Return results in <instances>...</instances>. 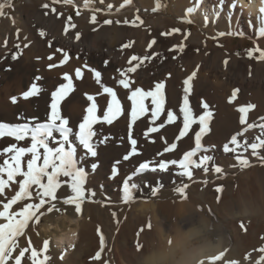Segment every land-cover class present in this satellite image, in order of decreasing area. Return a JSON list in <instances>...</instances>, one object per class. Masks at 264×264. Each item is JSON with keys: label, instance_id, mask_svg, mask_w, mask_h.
I'll list each match as a JSON object with an SVG mask.
<instances>
[{"label": "bare ground", "instance_id": "obj_1", "mask_svg": "<svg viewBox=\"0 0 264 264\" xmlns=\"http://www.w3.org/2000/svg\"><path fill=\"white\" fill-rule=\"evenodd\" d=\"M37 1L39 2L38 4L34 3L33 0H24L23 3H21L17 16H11L9 14V8L5 9V16L1 17L0 20V121L2 122L4 118L16 117L18 113H23V115L26 116L36 113L37 105L41 98H45L48 103L47 105H49L50 93L53 91L50 80L56 81H53L54 85L58 86L61 82H63V73L67 72L68 74L72 75L75 73L76 68L84 69L86 66L89 67V65L86 64L87 62H96L97 64L103 63L101 68L116 71V74L113 76L116 78V80L113 82L115 88L118 89L117 91L123 95L124 92H128V90H125L118 85V79L122 78L119 76L118 70H126L128 68L125 66V61L130 59L131 56L137 55L142 57L140 56V52L135 51L134 48L127 49L128 53L125 55L128 58L127 60L125 56L123 58L114 57L104 52L102 50L103 48H108L111 46V42L109 41V43L107 40L109 32L106 30H101L97 34L100 36L98 44L94 43L95 39L94 42H88L86 38L89 37L85 38V36L82 38V40L77 41L75 39V35H72L73 33L63 34L64 32L61 33L62 31H60L61 27L65 28L67 26L71 30L75 29L77 26L75 28H71V24L74 23L71 21L69 22L68 17L58 11H52L48 8H44L43 5L46 4L44 0ZM78 1L83 3V0ZM98 1L100 2V0ZM206 1L207 4L216 7V9H214L215 14L219 11H221V14L218 16V18L212 14L211 17H208L211 18V21L208 23H206L207 21L198 17V20L202 26L210 27L213 32H239L240 35L251 37L257 42L264 40L258 36L256 31L259 26L258 22L256 21V17L258 15V8L260 7V0H240V3L244 5L243 13L241 14L239 9L232 10L233 14L231 19H229L227 10L219 9L217 6V0ZM230 3L231 0H226V4ZM100 4L105 8H107V5L109 4L116 8L120 7L123 11L124 9L127 10L128 6L137 5H140L142 10L146 9L154 11V9L157 8V0H133L131 5H125L124 7H121V5L124 4V0H104V2ZM200 5L206 6L205 0H171L170 9L175 11V13L178 14V17L188 18L190 16L185 15L187 10L189 8L193 9L195 6L198 7ZM38 11H43L45 13L48 11L49 16H51L50 18L53 20L46 19L44 22V20H42L43 18L37 14ZM123 11L122 13H124ZM248 19H251L252 24L249 25L245 23ZM47 21L49 24L52 23L57 26V31H55V33L49 28V26L46 25ZM156 22L160 24L162 22L164 23V20L158 17L151 20L152 24H156ZM84 29H86V27ZM87 29L89 30V28ZM131 29L133 30L134 28ZM17 30H19V38H17ZM41 30L46 32L47 35L45 37H41L39 35ZM114 31L117 35L115 36V42L117 45L121 44L125 37L131 36L133 34L135 35V33H132L131 30H126L123 27L119 29L115 28ZM149 31L150 29H147L145 30L144 34L142 32V43L147 40L148 36L152 35V33H149ZM91 34L95 35L93 33ZM25 37L27 38L26 40ZM112 38L110 39L112 40ZM131 38H129V40ZM178 40L180 43H184L185 45L189 43L194 46H186L185 51L182 54L176 52L167 53L164 55L158 54L157 59L152 61V63L146 62L147 64H143L135 73H129L128 76L130 78H134L135 80V83L131 85L132 88L141 87L145 90L150 87H154V81L164 79L168 73H171V76L176 77V79L178 78V80L180 78L181 80H184V78L191 74L192 71L196 70L197 65H199L197 77L193 81L195 88H198L199 86H212L217 90H234V88L236 89V87H238L241 89V97L243 93H250L251 91L261 94L264 93V63L260 64L245 59L235 58L233 56L229 57L223 52H220L219 49L215 47L212 48L206 46L202 38L199 36H196L187 42V40L184 39L183 30L178 33ZM5 42H7L6 46ZM18 42H21L22 44L20 45V49L15 47V44H18ZM193 42L196 43L192 44ZM24 44H28L29 47L25 48ZM140 45L141 41L136 44L135 48L138 49ZM165 45L166 43L163 41V48ZM57 48L63 49L64 52H67V54L71 56V58H69L67 64L49 70L47 67L49 64L55 63L59 65L60 61L63 59V52H56L55 50ZM196 48L199 49L200 54L195 52ZM18 52L22 54L17 60L12 61L11 55ZM49 55L53 56L52 60H48ZM173 55H178V58L173 60ZM37 57H40L41 59L38 60ZM225 59L229 60L227 68H225V65L223 64ZM105 61L108 62L107 66H105ZM136 63L137 62H133V66ZM7 69L11 70L9 71ZM36 76H40L43 79L36 81L34 79ZM90 81H93V79H90ZM161 81L162 80H160V82ZM32 83H37L42 87L43 91L41 94L38 97L31 98L28 101L19 99V102L16 105H13L11 103V98L14 96L19 98L21 94L31 86ZM172 84L173 83H169L168 85V90L170 93L172 91ZM100 94V96L98 95L99 97L102 96L104 100L108 99L103 95V93ZM199 95L200 93L193 90V94L190 97L193 108L195 107V103L200 100V97H198ZM102 98L100 99L102 100ZM79 100L80 99H77L76 94L71 93L68 99L62 104V113H65L68 117H70L74 123L80 119L81 109L84 108L81 107L83 104L80 105ZM122 102L124 101L122 100ZM104 103L103 106L106 104ZM169 108L170 106L168 107V110ZM194 109V111L197 110L196 107ZM219 109L222 112H220V114H216V117H214L215 119L213 118V122L211 121L212 124L209 125L210 131L204 136L206 137V140L211 143V146L220 145V140L222 137H226L229 131H235L238 128V124L235 121H232L233 123H231L225 120V122L222 123V121L225 119L223 117L225 108L219 105ZM175 112H177V110ZM260 114L261 119L255 118L251 121V123L255 124L256 127L249 129L242 137H238L241 143H243L245 140H247L249 143L258 142L256 137L260 135L259 125L264 123V112ZM163 117H161V120H163ZM165 117L164 120L166 119ZM119 120L121 121V118ZM122 122L124 121L122 120ZM115 123L116 122H114V124ZM177 124H179V122ZM121 127H123V124ZM100 128L97 130H100ZM117 128H119V126ZM243 128L244 127L241 125L239 126L241 131ZM113 130L115 129L113 128ZM118 131H120V129ZM120 135L122 140L118 141L122 142L123 146H126V134L122 132ZM109 140L111 139L109 138ZM6 141L0 140V149H2L8 143H6ZM189 143H191V141ZM108 144L113 146L114 142H108ZM203 144L205 143L203 142ZM99 150L101 157L99 158V164L96 163L98 167L94 172L91 168L92 163H95L94 159L92 160L87 158L81 162V165L91 173L86 187L89 189H94L97 192V196L94 199L103 200L104 205L102 206L100 203H85L81 217H77L71 210H69L66 215H58L53 213L49 216L43 217L37 228L29 232L28 238L31 239L33 247L37 248V250L42 249L44 239H49L50 248L48 255H50L51 259L48 264H103L105 260L108 261V264H140L142 256H155L160 253H164L165 248L169 249L167 244L168 239L173 240L171 249L175 248L178 244L182 245L184 248L182 253L177 254V259L181 258L182 256H186V258L194 260L195 264H197L199 259H206L208 256L216 255L225 249L228 250L226 259H235L239 262V264H254V261L259 258L260 254L255 252L254 249L264 247V239H261V237H264V166H261L259 163H257L254 164L253 167L249 169L247 168L248 170L246 169L241 171L238 169V166H234L237 164L236 159L229 158L228 155L230 154H222L221 156L223 160H221V165L225 170L228 171V176L233 178L234 171L238 172L240 175L236 178L237 187L233 189V192L223 191V193L219 195L221 197L220 203L216 202V197L218 195L214 196L212 194L211 187L214 184V179H212L213 175L210 176L209 174H202L199 176L197 175L198 177L194 178L196 181L195 183L186 181L190 184V188L187 190L189 199L187 201L181 202L172 191L175 186L174 182H180V178L176 175V170L173 169L165 173L147 172L144 174L145 182L150 186L155 182H153L152 179L156 178L158 179L156 182L159 181L158 183L163 186V189H166L165 191H160L157 197H149L147 195V190H145V194L139 196L137 198V202L131 204L130 206L118 203L113 206L112 204L108 203L109 199L115 202V197L109 194L111 191L115 190V182H111L114 180L108 179L110 175L109 165L111 162V157H102L105 155V152H103L101 148ZM237 151L243 153L244 157L253 158V156H251L250 148L247 150L245 148H241ZM80 154L81 153L78 152V158ZM203 180L208 181L206 187L200 182ZM101 185H103L102 188L100 187ZM201 186L202 193L199 194L198 187L201 188ZM12 194L13 193L11 191L7 192L9 197ZM59 194L63 195L64 193L61 190ZM199 209L203 210L201 211ZM209 209L212 210L211 213H209ZM113 211L117 213V219L120 221L118 231L116 221L111 215ZM149 220L152 224L151 231L147 230L146 228ZM241 223L246 226L245 229H241L239 227ZM98 226L106 237L107 247L105 252L102 253L101 261L96 262L92 261L91 257L96 251L99 250V238L96 234ZM141 227H145V232L140 236V242L144 244V248L140 253H138L135 249V233ZM37 232H39V235L36 234ZM73 232L76 233V237L71 242L75 244V247L69 249L67 247L68 243L70 242L68 237H70ZM28 238H21V245L26 246ZM249 253L252 254V258L245 260L244 257ZM61 256H63V259H60Z\"/></svg>", "mask_w": 264, "mask_h": 264}, {"label": "snow or ice", "instance_id": "obj_2", "mask_svg": "<svg viewBox=\"0 0 264 264\" xmlns=\"http://www.w3.org/2000/svg\"><path fill=\"white\" fill-rule=\"evenodd\" d=\"M53 3H57L58 0H52ZM66 5H73L74 0H63ZM104 0H100L103 3ZM133 0H124L125 5H131ZM11 0H0V17L5 16V9L11 8ZM217 6L220 10L229 11V19L232 18V10L239 9L240 13H243L244 5L240 3V0H231L230 4H226V0H217ZM250 6V4H249ZM44 8H48L47 4L43 5ZM83 7L86 10L92 12L90 22L92 24L97 23L96 12L99 9L93 7V0H83ZM109 9L112 5H107ZM162 7L159 0H157V8L159 10ZM54 11V9H53ZM48 13L46 12L45 15ZM193 9L189 8L186 12V16H191ZM76 15H81V12L77 10ZM69 22L71 17L68 18ZM137 20H140V24H143V20L137 16ZM258 22L257 34L260 38L264 39V0H260V7L258 8V15L256 17ZM186 23H192V20L184 21ZM114 22L112 20H105L104 24L111 25ZM119 23V22H117ZM124 23H128L125 21ZM246 24H252L251 19L246 20ZM139 26V25H133ZM75 24H71V28H75ZM94 31L96 29H93ZM69 28L66 26L64 33L67 34ZM175 32H180V29H172L168 32L161 33L163 36H170ZM41 37H45L47 34L43 30L39 32ZM190 33L184 34V39L187 40ZM220 36L224 35H240L239 32H220ZM17 38H19V30H17ZM27 38L25 37V40ZM75 39H80V34H75ZM215 39V37H213ZM5 42V46H6ZM157 43L156 39H152L147 48L151 50ZM51 46V45H49ZM131 42L122 45L123 48H129ZM15 47L20 49V44H16ZM24 47H29L28 44H24ZM186 45L184 43L178 46H173L169 49L171 52L182 54L185 51ZM56 52H63V59L60 64H49L47 67L49 70L63 66L68 63L69 55L64 52L63 49L57 48ZM199 51V49H197ZM258 53V56L255 54ZM22 53L18 52L11 55V60L15 61ZM157 54L145 55L139 57L137 55L131 56L128 60L129 65H133V62H137L134 66L128 67L126 70H118L119 76L118 85L123 89L128 90L129 94L126 99L131 102L130 106V122L128 123V135L127 139L130 144V151L123 156L124 161H128L131 157L140 155L138 150V141L134 138L133 126L142 117L148 116L150 113V126L143 132L145 140L151 143H155L154 139H150V134L161 133V129L168 125H175L178 119H182V127H179L178 135L174 137V141L169 143L164 139L161 133L160 138L165 143L166 147L158 153L160 157H164L165 154L173 153L177 150V142L187 137L190 132L193 131V126L198 125L199 130L194 131V147L190 150H186L182 154V158H169L150 160L148 162L139 163L138 167L134 169L131 174H127L122 179V184L117 186V191L120 193L118 200L113 202L109 199L108 203L115 206L118 204L131 205L137 202V198L145 194L151 198L157 197L162 189V185L150 186L145 182L144 174L147 172L165 173L175 169L177 177L180 178L179 183H175L172 189L173 193L180 199L181 202L189 199L188 189L190 184L186 181L195 183L194 171L202 170L204 174H208L210 171L219 174L222 178L224 170L222 167L212 163L214 157L207 153L211 151L215 146H205L203 144V138L210 131L209 125L213 117V112L210 109V105L201 99L200 107L203 109L201 114L194 113V109L190 103V97L193 94L194 85L193 81L197 77L199 65L196 70L192 71L184 80L183 83V102L179 106V112L173 110H166V83L161 81L155 84V87L151 90H144L141 87L132 88L131 85L135 83L134 78L128 76L129 73H135L145 61L153 59ZM255 56L257 60L264 61V48H261L257 44L252 50L248 52V58L252 59ZM178 55H173L172 59L176 60ZM37 59H41L37 57ZM53 56L49 55L48 60H52ZM105 61V66H107ZM225 68L229 64V60L223 61ZM11 70V69H7ZM94 73L96 84H98L103 92L110 97L107 100V107L103 110L102 115H97L98 104L93 95L85 94L87 100L92 103L86 108L82 120L78 123V131L74 132V127L71 125V118L62 114V104L68 99L71 93L75 91L73 77L67 72L63 73L62 81L55 87L50 93V103L48 105L49 111L46 116V122H39L36 118H27L23 113H18L17 122H0V140L8 139L11 141L7 146L0 149V264H48L51 257L48 255L50 248L49 239L43 240V246L41 250L33 247V243L29 236L31 230H35L41 223V220L45 216H49L53 213L58 215H66L69 210L74 212L77 217H81L83 214V206L85 203H100L104 205L103 200L94 199L97 196V192L94 189L86 187L88 178L91 175L89 171L81 165V162L87 158H96L98 156V130L96 125H112L115 121L125 115V108L122 106L121 100L118 99L117 92L110 86H105L101 82V73L94 69H90ZM168 78L171 77V73H168ZM82 73L80 68L75 69V79L80 80ZM36 81L43 79L40 76L34 78ZM115 79V77H114ZM43 91L42 87L37 83H32L31 86L24 91L21 96L12 97L11 103L16 105L19 99L28 101L31 98L38 97ZM239 89H234L231 96L228 99V103L232 104L237 99ZM150 101V105L146 103ZM256 105L247 104L246 106H240L236 109L239 115V124L246 125L242 131L231 136L230 141L223 145L224 153H234L237 164L241 171L246 168L253 167L249 159L244 157L243 153L238 152V149L245 148L251 149V156L255 157L261 166H264V154L261 150H264V123L259 125L260 135L256 137L258 142L249 143L245 140L243 143L238 139L242 137L249 129L256 127L255 124L248 122L249 112L255 109ZM166 115L165 120H161L162 116ZM159 121V123H157ZM58 134V138H57ZM78 142L79 147L83 150L78 158V149L73 144V139ZM107 138L100 140L99 143H106ZM231 145V147H230ZM119 164V161L116 162ZM211 165V166H210ZM98 165L92 163L91 168L94 172ZM119 174V170L116 166H113L110 170L108 179H115ZM186 178V181L185 179ZM205 186L208 184L207 180L200 181ZM101 188L103 185L100 186ZM63 191V195L59 193ZM11 191L13 194L9 197L7 192ZM217 193L223 192L222 186L215 188ZM221 197H216V202L220 203ZM147 202V201H145ZM18 206V207H14ZM203 210V209H199ZM212 210L209 209V213ZM113 219L116 221L117 231L119 230L120 221L117 219V213L113 211L111 213ZM241 229H245L246 226L241 223L239 225ZM147 230L151 231L152 224L149 222L146 225ZM145 232V227H141L136 233L135 249L138 253L144 248V244L140 242V236ZM39 235V232L36 233ZM96 234L99 238V250L91 257L92 261L99 262L102 259V253L105 252L107 247V241L105 235L102 233L100 227H97ZM76 237V233H72L69 239L68 248L72 249L75 244L71 241ZM21 238H28L26 246H22ZM264 239V237H261ZM167 244L169 249L173 245V240L168 239ZM227 249L220 251L216 255L208 256L206 259H199L197 264H239L235 259H226ZM258 252L259 258L254 261V264H264V247L254 249ZM167 256L166 253H160L155 256H142L141 260H148L154 258L157 260H163ZM42 257V258H41ZM252 258V254L249 253L244 257L245 260ZM63 259V256L60 257ZM103 264H108V261H104Z\"/></svg>", "mask_w": 264, "mask_h": 264}, {"label": "rangeland", "instance_id": "obj_3", "mask_svg": "<svg viewBox=\"0 0 264 264\" xmlns=\"http://www.w3.org/2000/svg\"><path fill=\"white\" fill-rule=\"evenodd\" d=\"M23 1L24 0H11L12 5H13L11 8H9V14L11 16H17L18 11H19V8L21 6V3H23ZM33 1H34V3H37V4L39 3L37 0H33ZM44 1L49 6L48 7L49 10H52L53 11V9H54L55 11L60 12L61 14L65 15L68 18L71 17V22H73L77 27L75 29H71V30L69 28L70 31H68L67 34H72L73 33L72 35H75L76 33L79 32V34H80V39L79 40H82V38L85 36V38L86 37H89V38H86V40L88 42H92V41L94 42V39H95V42L94 43L95 44H98L99 43L100 36L97 35V34L101 30H106L107 32H109L108 33L109 35L107 36L108 37L107 40H108V42L109 41L111 42V43L109 42L111 44V46H109L108 48L105 47L102 50L104 52L108 53L109 55L114 56V57L123 58L128 53V50L127 49H130V48H134L135 51L140 52V56H142V57H144L145 54L146 55H153L154 53L155 54L158 53L160 55H164V54H167V53H172L171 51H169V49L172 48L173 46H178L179 44H181L179 42V40H178V33H180V32H175V33H173L170 36H163V35H161V33L168 32V31H170L172 29H180V31L183 30V33L184 34L185 33H190V35L187 38V42L189 40H192V38H194L196 36L197 37L199 36V37L202 38V40H203V42L205 43L206 46H209V47H212V48L215 47V48L219 49L220 52H223L225 55H227L229 57H232L233 56L235 58L245 59V60L253 61V62H256V63H260V64L264 63V61L257 60L255 58V56L252 59H249L248 58V52L250 50H252L257 44H259V46L261 48H264V42H263L264 40L261 41V42L260 41L257 42L255 39H253L251 37H247L245 35H231V36L224 35V36H220L219 35L220 34L219 31L213 32L210 27H208V26H202L200 24V22L198 20V17L202 18L203 20L207 21L206 23H208V22L211 21L210 20L211 18H208V17H211L212 14L215 15V17H217V18L221 14V11H219L218 13L216 12V14H215L214 13V9H216V7L215 6H211L210 4H207V1L206 0H205L206 6H201V5L198 6V7L195 6L193 8L194 13L190 17H188V18L178 17V14L175 13V11H172L170 9L171 8L170 7L171 6V0H159V2L162 5V7H160L159 10H157V11L156 10L155 11H151V10H146V9L142 10V8H141L140 5H137V6H128L127 7L128 9L127 10L124 9V11L120 7L116 8V7H113V6H112L111 9H109L108 7L105 8V7L101 6V4H100V2L98 0H93V7L96 8V9H99V11L96 12V15H97V23L96 24H92L90 22V18H91L92 12L89 11V10L84 9L83 3L79 2L78 0L77 1L74 0L75 7L73 5H66V4H64L63 0H58L57 3H53L52 0H44ZM77 10H79L81 12V15H79V16L76 15ZM122 11L124 13H122ZM47 13L48 14L45 15V12H43V11H41V12L38 11L37 12V14H39L41 16V18H43L42 20H44V22H45L46 19H49V20L52 19V18H50L51 16H49V12L48 11H47ZM227 13L229 15V11L228 10H227ZM232 14H233V11H232ZM137 16H139L140 19L143 20V24H140V20H137ZM46 17H48V18H46ZM157 17L158 18H162L164 20V23L162 22V23L158 24L156 22V24H152L151 23V20L153 18H157ZM109 19L112 20L114 23L111 24V25L104 24V21L105 20H109ZM0 20H1V17H0ZM186 20H192V23H186V22H184ZM125 21H127L128 23H124ZM53 22H55V21H53ZM87 22H88V24H87ZM117 22H119V23H117ZM134 24L135 25H139V26H133ZM46 25L49 26V28L54 33H55V31H57V26H55V24H52V23L49 24L48 21H47V24ZM85 27H86V29H84ZM121 27H123V28H125L126 30H129V31L131 30V32L132 33H135V35L133 34L131 36L125 37L124 41L121 44H118L117 45L116 42H115L116 41V37L115 36H117V35H116V33H115L114 30H115V28H118L119 29ZM87 28H89V30ZM102 28H104V29H102ZM131 28H134V29L132 30ZM64 29H65L64 27H61L60 28V31H62L61 33L64 32ZM93 29H96L95 30L96 32ZM147 29H150L149 33H152V35L149 34L151 36H148L147 40H145V42L142 43L143 37L141 36V34H142V32L144 34L145 30H147ZM58 32H59V30H58ZM112 32H114V33H112ZM153 32H155V33H153ZM221 32L227 33L226 31H221ZM91 33L95 34L96 36L95 35H92ZM63 34H65V33H63ZM113 34H115V35H113ZM213 37H215V39H213ZM110 38H112V40ZM129 38L134 39V40H131V39L129 40ZM152 39H156L157 43L153 46V48L151 50H149L147 48V45L150 42V40H152ZM130 41H131V46L129 48H123L122 49V45H124V44H126V43H128ZM140 41H141V45H140V47L138 49H136L135 46ZM163 41L166 43V45H165L164 48L162 46V42ZM169 42H171V43H169ZM19 43H20V45H22L21 42H18V44ZM194 43H196V42H193L192 44H194ZM190 45L191 44L188 43L186 46H190ZM191 46L193 47L194 45H191ZM155 47H157V48H155ZM161 48H162V50H161ZM121 50H123V51H121ZM116 51H117L118 54L116 53ZM195 52L197 54H200V51H197V48L195 49ZM115 53H116V55H115ZM255 55L258 56V53L255 54ZM69 57L71 58L70 55H69ZM125 57H126V60H127L128 59L127 56H125ZM157 57H158V55H155V57L153 59H151V61L150 60L149 61H145L144 64H147L146 62H151L152 63V61H154L155 59H157ZM127 61H125L126 68L129 67V66H133V65H129L127 63ZM86 64L89 65V67L86 66V68H84L85 71H84L83 68L81 69L82 78L80 80H76L75 79V76H72V75H75V73L72 74V75L69 74V75H71L73 77V81H74L73 83H74L75 91L73 93L77 95V99L78 98L80 99L79 100L80 105L83 104V105H81V107L82 108L84 107L83 109H81L80 119L78 121H76L75 123L71 120V125L74 127V132L75 131H78V127H77L78 124L77 123H79L82 120L83 115L86 114L85 113V110H86L85 107L89 106L92 103L91 101L87 100L85 94L93 95L95 97V99L97 100L96 102H97L98 107H99L98 108L97 115H102L103 110H105L106 107H107V105H106L107 104V100H110L111 99V98L109 99V97H107V95H105L106 93L103 92V89L98 84H96L95 78H94V73L92 71L89 72L90 69H94L96 71L101 72V81H103L102 83L105 86L112 87L117 92L118 99L121 100L122 106L126 110V112H125L126 115H124L123 117H121V121L119 120L120 119L119 118L118 119L119 121H115L116 123L115 124L113 123L110 126H108V125H105V126L104 125L103 126L102 125H96L95 126L96 129H99L100 127H101L100 130L102 128L103 129L101 131L98 130L99 131L98 132L99 135H98V139H97V144H98V157H96V158H90L92 160L94 159V162L97 163V164H99V158L101 157L100 156V150L99 149L101 148L103 150V152H105V155H103L102 157H111V162H110V165H109V170H111V168L113 166H116L118 168L119 174H118L117 178L112 179L114 181H111V182H115L114 183L115 184V190L114 191H111L110 193L108 192L110 195H112L113 197H115L114 198V201L116 202L118 200V196L120 195V193H118V191H116L117 190V186L120 185V184H122V179L125 177V175H127V173L128 174H131L134 171V169L136 167H138L139 163H141V162H146V161L148 162L150 160H155V159L156 160H159L161 158H163V159H168V158H182V154L186 150H190L192 147H194V142H193L194 139H192V138H194V133L193 132L194 131H198L199 130V128H198L199 126H197V125H194L193 126V131L190 132L189 135H188L189 137L191 136L192 138L191 137L189 138L187 136L188 138L185 137L182 140H180V141L177 142L178 147H177V150L174 151V153H168V154H165L164 157H160L158 155V153L160 151H162L164 147H166L165 143L160 138L161 133L163 134L164 139H166L169 143L176 142V141H174V137L176 135H178L179 127H182L181 126V123L182 122H180V121H182V119L181 120L178 119L177 123L179 122V124L176 123L175 125H168V127L166 126L165 128L161 129V133H152V134H150V139H154L155 140V143H151V142H148L147 140H145L144 137H143V132L150 126V124H149V121H150V113H149L148 116L142 117L143 119H140L139 121H137L136 122L137 125L135 124L133 126L134 138L137 139V141H138V149L141 152V156L140 155L134 156V157H131L128 161H124L123 160V156L126 155V154H128L129 151H130V144H129L128 139H127V135H128V127H127L128 124L127 123L130 122V105H131V102L126 99V96L129 93L128 92H124V95H123L122 93H119L117 91L118 89L115 88V85H114L113 82L116 80V78L114 79L113 76L116 74V71L101 68L102 65H103V63L102 64L101 63L97 64L96 62H87ZM96 64H97V66H96ZM84 76H86V77H84ZM111 78H112V80H111ZM171 78L174 79V80H172ZM90 79H93V81H90ZM160 80H162L163 82L166 83V93H167L166 94V97H167L166 110H168V107L170 106L169 110H172V108H173V111H176L177 110V113H178L179 112V110H178L179 109V106L183 102V91H182L183 88H181V87H183V85H182L183 84L182 83V80L183 79L181 80V78H180L178 80V78L176 79V77H174V76L173 77L171 76L170 78H168V76L166 75L164 77V79H160ZM160 80H157V81L160 82ZM53 81L54 80H50V82L52 83V90H54L55 89V86H56V85H54V82H56V81H54V82ZM157 81H154V83L156 84ZM85 82H87V83H85ZM169 83H173L172 84V91H171V93L168 90ZM84 84H86V85H84ZM155 84H153L154 87H155ZM83 86H85V87H83ZM90 86H93V87H90ZM154 87H150V88L152 89ZM204 87L203 86H199L198 88L197 87L196 88L194 87V90L196 92L200 93V95L198 96V97H200V100L195 103V107L197 108V110L194 111V113H196V112H197L196 114H201L202 113L203 110L200 107V102H201V99H203L205 102H207L210 105V109L213 112V117L211 119L212 122L215 119L214 117H216V114H220V112H222L219 109V105H221V106H223L225 108V111L223 112V117L225 119L222 121V123H224L225 120H226V121L231 122V123H233L232 121H235L238 124V128L235 131L234 130L233 131H229L228 134H227V136L226 137L225 136L222 137V139L220 140L221 142L219 141L220 142V145L215 146L214 148L211 149V151H209L207 153L208 155H212L214 157V161L212 163H214L215 165L217 164V166L220 164L219 166L223 168V166L221 165V160H223V158H222L221 155L222 154H226V153L223 152V145L225 143H228V141H230L231 136L234 135V134H236L235 132L238 133L239 131H241L239 129V126H240V124H239V115L240 114L236 111V109L238 107H240V106H246L249 103L254 104V105H256V107H255V109H253V110H251L249 112L248 122L251 123V121L253 119L260 118V116H261L260 113H263L264 112V107H263V105H264L263 104L264 103V99H263L264 98V96H263L264 93L261 94V93H257V92L251 91L252 93L251 92L250 93H248V92L243 93L242 94V97H241V89L238 88V87H236V89L238 88L240 90L239 93L237 94L238 95L237 96V99L232 104H229L228 103V99L231 96V93H232L233 89L232 90H227V89L226 90H224V89H222V90L221 89H218L217 90V89H215L212 86H207L205 88ZM150 88L145 89V90H151ZM85 89H88V90H85ZM100 93H103V95L106 96V98H108V99L107 100L106 99L104 100L102 98V96L99 97L101 95ZM119 94H120V96H119ZM121 94H122V96H121ZM239 94H240V99H239ZM83 98L84 99L86 98V99L84 100ZM100 98H102V100ZM99 100H100V102H99ZM122 100L124 102H122ZM103 103L105 104L104 106H103ZM146 103H148L150 105V101H146ZM190 103L192 105V101H190ZM47 104H48L47 103V100L45 98H41L39 100V102H38L36 113H33L31 115H28V116H26V115H24V116L27 117V118H34L35 117L36 119L38 118L37 120L39 122H46V118L45 117L47 116V113L49 111V108L47 107L48 106ZM62 114L65 115V116H67L65 113H62ZM164 117H163V120H164ZM230 118H231V120H230ZM122 120L124 122H122ZM2 122H11V123L17 122V116L16 117H12V118L11 117L10 118H4L2 120ZM120 122L123 124V127H121L122 124ZM212 122H210V124H212ZM157 123H159V121ZM222 123H221V125H222ZM117 125L119 126V128H117L118 127ZM112 126H113V128L115 130H113ZM241 126L242 127H246V125H241ZM104 127H106V128H104ZM169 127H171V128H169ZM119 129H120V131H118ZM122 132H124L126 134V146H123L122 142L118 141V140H122L120 138L121 137L120 134ZM116 133H117V135H116ZM100 134H103V135H100ZM107 135H108V138H107ZM113 136H115V137H113ZM116 136H117V138H116ZM103 138L104 139L107 138V141H106V143H103L101 145L99 143V141L100 140H103ZM109 138L111 140H109ZM204 138H203V141L202 142L205 143L204 144L205 146L207 145V146L210 147L211 146V143L206 140V137H204ZM72 139H73L74 146H76L77 149H78V152L82 153L83 150H81V148L79 147L78 142L75 140L74 137H72ZM4 140L5 141L7 140L6 143L7 142L8 143H11V141H8V139H4ZM112 141L114 142L113 146H111V145L108 144V142H112ZM190 141H191V143H189ZM261 153L264 154V150H261ZM227 154H230V155H228L229 158L235 159V154H231V153H227ZM95 159H96V161H95ZM248 159H249V161H250V163L252 165L259 163L258 160L255 157L248 158ZM117 161H119V164L116 163ZM238 169H240V168L238 167ZM246 169H244V170H246ZM223 170H224V174H223V177L222 178L219 176V174H216L215 172L210 171L208 173L210 176L213 175L212 176V179H214V184L211 187L212 188L211 191H212V194L214 196H217V195H220V194L223 193V192L222 193H217L215 191V188L217 186H222L223 187V191H227V192H233V189H235L237 187V184H236L237 179L236 178L240 174L238 172L234 171L233 172V176L234 177L232 178V177L228 176V171L227 170H225L224 168H223ZM202 174H204L202 172V170H195L194 171V178H197L199 175H202ZM153 179H156V178H153ZM153 179H152V181L153 182L155 181V182L151 186L160 185L158 183L159 181L156 182L158 179H156V180H153ZM184 179L186 181V178H184ZM199 188L200 187H198V193L201 194L202 193V186H201L200 189ZM228 189H230V190H228ZM163 190L164 189L162 187L161 191H163Z\"/></svg>", "mask_w": 264, "mask_h": 264}, {"label": "clouds", "instance_id": "obj_4", "mask_svg": "<svg viewBox=\"0 0 264 264\" xmlns=\"http://www.w3.org/2000/svg\"><path fill=\"white\" fill-rule=\"evenodd\" d=\"M184 248L182 245H177L173 249H164V253L167 254L166 258L163 260H157L154 258H150L148 260H141L140 264H195L194 260L186 258V256H182L177 259L176 256L178 253H182Z\"/></svg>", "mask_w": 264, "mask_h": 264}]
</instances>
